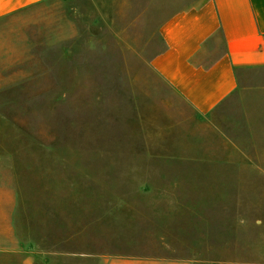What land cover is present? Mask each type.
<instances>
[{"label":"rangeland","instance_id":"obj_1","mask_svg":"<svg viewBox=\"0 0 264 264\" xmlns=\"http://www.w3.org/2000/svg\"><path fill=\"white\" fill-rule=\"evenodd\" d=\"M193 1L59 0L2 25L0 264H22L25 248L35 264L264 259L227 247L259 232L257 202L239 196L264 194V169L154 155L186 108L149 65L161 23ZM188 231L212 232L213 248L157 246Z\"/></svg>","mask_w":264,"mask_h":264},{"label":"crops","instance_id":"obj_2","mask_svg":"<svg viewBox=\"0 0 264 264\" xmlns=\"http://www.w3.org/2000/svg\"><path fill=\"white\" fill-rule=\"evenodd\" d=\"M56 1L0 0V28L31 7L46 3L52 10ZM158 33L163 47L149 67L178 96L186 112L170 123L171 141L159 142L164 150L154 155L195 168L264 169V0H195L163 21ZM239 197L257 202L251 211L257 216L253 228L259 232H253L249 244L243 230L236 231L227 241L235 244L227 247L264 248V194ZM236 216L242 217L237 227H244L245 215ZM212 235L188 231L187 236L163 237L157 246L213 248ZM24 250L22 264H35L34 252ZM110 264L190 262L140 258ZM218 264H264V259Z\"/></svg>","mask_w":264,"mask_h":264}]
</instances>
